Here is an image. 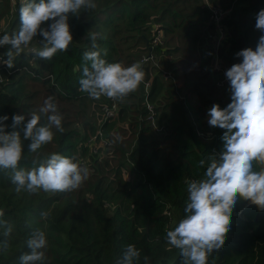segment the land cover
Here are the masks:
<instances>
[{
  "label": "trees",
  "instance_id": "1",
  "mask_svg": "<svg viewBox=\"0 0 264 264\" xmlns=\"http://www.w3.org/2000/svg\"><path fill=\"white\" fill-rule=\"evenodd\" d=\"M93 2L95 8L69 14L73 40L51 59L0 46L5 63L6 53H14L12 67L0 68V117H9L3 122L7 132L21 136L16 170L38 169L52 154L89 170L74 190L29 192L16 190L15 170L0 167V264H22L37 230L47 246L44 260L35 264H122L129 244L140 252L134 264H184L166 234L187 215L188 183L204 179L210 158L223 150L225 130L209 126L207 113L213 104L226 107L231 91L230 84L217 87L215 75L240 63V50L255 49L262 34L256 15L264 0ZM19 6L20 0H0V37L19 30ZM212 6L222 10L218 26ZM43 43L37 34L30 47ZM213 43L219 65H213ZM97 50L109 63L139 62L144 83L123 100L89 97L79 83L83 67L91 64L83 54ZM49 97L63 131L51 126L53 140L33 152L24 129L33 114L40 117L37 129L50 126L53 113L40 111ZM13 115L24 117L15 128ZM252 164L253 171L264 170L258 161ZM206 264H264V210L238 199L225 242Z\"/></svg>",
  "mask_w": 264,
  "mask_h": 264
},
{
  "label": "clouds",
  "instance_id": "2",
  "mask_svg": "<svg viewBox=\"0 0 264 264\" xmlns=\"http://www.w3.org/2000/svg\"><path fill=\"white\" fill-rule=\"evenodd\" d=\"M203 2L208 4V0ZM82 7L95 8L96 5L93 0H20L19 30L11 36L6 33L0 37V46L10 45L17 54L27 49L41 58L51 59L58 51L67 50L73 40L69 14L76 15ZM215 8L220 9L212 6L214 15ZM48 21L51 23L47 29L41 27ZM255 28L262 33L255 49L240 50L236 56L242 58L241 62L233 64L225 73L220 71V75H215L216 86L230 84L231 91V102L226 107L213 104L207 113L209 126L225 130L221 137L223 150L218 158H210L204 179L188 183L184 208L187 215L166 234L168 243L180 250L184 264H206L208 255L223 246L238 199L248 200L264 210V170H252L253 161L264 165V9L256 15ZM37 34L44 38L42 48L30 47ZM92 39L95 41V36ZM92 47L95 49L97 45L93 43ZM6 55L9 59L5 64L11 68L14 53L10 50ZM212 55L213 65L216 62L219 65L220 58L215 51ZM83 58L91 64L90 68L83 67L80 90L91 98L99 100L104 96L123 100L135 93L145 81V72L139 62L130 66L109 63L101 58L98 50L85 52ZM218 81H223V84L218 85ZM40 111L53 114L48 117L50 126L37 129L40 117L36 114L27 122L24 139L31 138L29 147L33 152L53 140L51 126L63 131L62 116L51 97L44 101ZM8 119V116L0 117V167L15 170L12 179L17 191H70L88 179L86 167L58 154H52L46 165L38 169L16 170L22 157V142L19 132L6 131L8 126L3 122ZM23 120V116L13 115L11 127L15 128ZM199 163L203 166L205 162L200 160ZM0 215H3L2 211ZM27 246L31 253L21 257L22 264L44 260V252L41 251L47 246L44 232H34ZM139 256V250L129 244L122 264H134Z\"/></svg>",
  "mask_w": 264,
  "mask_h": 264
},
{
  "label": "built area",
  "instance_id": "3",
  "mask_svg": "<svg viewBox=\"0 0 264 264\" xmlns=\"http://www.w3.org/2000/svg\"><path fill=\"white\" fill-rule=\"evenodd\" d=\"M214 13H215V15H214V18H213V21L216 23V25L218 26L219 25V22L221 21V10L220 9H218V8H215L214 9ZM217 42H219V41H217ZM215 45V54L217 55V43L216 44H214ZM147 58L148 57H145V58H143V60H147ZM5 64V61L3 60V56L2 55H0V68H4V65ZM217 64V62L215 63V65ZM0 80H1V78H0ZM218 85H222L223 84V81H218V83H217ZM147 107H148V109H149V111H151L152 110V107H151V105H147ZM108 115H110L111 113L110 112H108L107 113Z\"/></svg>",
  "mask_w": 264,
  "mask_h": 264
},
{
  "label": "rangeland",
  "instance_id": "4",
  "mask_svg": "<svg viewBox=\"0 0 264 264\" xmlns=\"http://www.w3.org/2000/svg\"><path fill=\"white\" fill-rule=\"evenodd\" d=\"M11 2L12 3H14V0H11ZM220 8V7H219ZM221 9V8H220ZM222 33V32H221ZM213 45H214V43H213ZM199 136H204L202 133H199ZM105 152H106V150H104V151H101L100 152V154L102 155V154H105ZM128 175H125V181H128Z\"/></svg>",
  "mask_w": 264,
  "mask_h": 264
}]
</instances>
